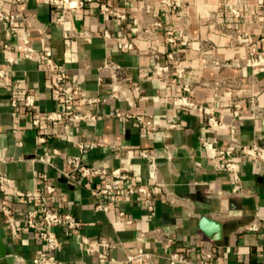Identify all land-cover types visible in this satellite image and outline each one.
<instances>
[{"label":"crops","instance_id":"0c3cea01","mask_svg":"<svg viewBox=\"0 0 264 264\" xmlns=\"http://www.w3.org/2000/svg\"><path fill=\"white\" fill-rule=\"evenodd\" d=\"M66 9L56 8L46 0H3L7 8L20 9L35 19L34 26H27L22 33L14 34L5 23L0 22V65L10 67L17 81L16 89L9 90L0 83V173L6 174L11 184L22 190H35L39 185L37 174L48 173L66 198V208L72 210L83 222V233L91 239L95 252L86 250L77 235L60 230L63 235L62 247L57 257L65 264H125L129 254L149 252L154 264H204L201 261V241H211L217 251L216 264H264V163L250 161L240 153L234 156L241 162V176L246 186L242 194L233 193L234 186L225 173L215 168L209 160L201 141L204 137L215 143L227 144L229 129L208 128L203 118L193 111L181 110L174 106L171 97L181 92L177 80L170 82L169 89L164 82L151 77L148 70L149 48H155L163 56L167 51L163 39V28L152 26V18L144 9L145 3L153 6V17L165 24H171L173 16L159 0H109V4L127 13L138 21L140 28H148L153 38L138 36L132 32L129 22L117 20L100 12L99 2L67 0ZM188 5L187 29L193 41L209 40L214 45V53L221 59L244 62L248 58V48L235 43L227 32H219L217 27L247 32L255 38L264 37V0H248L242 6V16L231 13L229 5L237 0H184ZM65 11L79 30L90 34L75 40L64 37L56 24L58 15ZM41 27L46 29L49 45L44 41ZM107 29L110 38L103 33ZM26 32L28 43L36 49H44L55 56L67 74L81 87L76 94L79 98L110 95L118 92L120 99L108 98L107 102L95 106V110L111 113L116 109H127L151 116L159 129L146 132L132 121L107 117L98 123L74 125L56 122L45 129L49 141L37 142L38 130L29 122V116L16 111L10 104L12 95L21 96L24 91H32L37 97L40 111L59 110L62 107L49 77L35 61L20 59L10 65L8 57H19L20 53H10L2 47L3 42L16 44L19 36ZM136 43L138 52L129 53L118 47V40L124 35ZM184 64L193 65L191 75L196 80L216 79L237 80L244 96L257 95L264 107V67L233 66L217 72L203 67V57L196 49L183 50ZM112 58L127 68V79L115 81L108 69L104 68L105 58ZM234 88L218 90V116L226 124L234 123L238 140L260 141L264 146V121L253 120L247 106L238 120L232 117L231 101L236 97ZM217 90L213 86H197L194 96L200 102L211 104ZM87 110L88 107H83ZM178 121L181 129H171L166 125ZM97 139L100 147L83 154L89 164L105 166L110 170L125 169L135 182H147L154 191L149 209V201L137 195L121 198L116 203L108 196L98 197L99 190L110 181L109 178L94 182L67 178L61 170H69L67 155L79 154L77 143ZM174 144L172 159L167 158L165 145ZM139 148L153 149L158 154V185L151 177L148 163L138 154ZM58 149L60 154L50 155L48 162L35 160L46 150ZM128 182V181H127ZM127 182L117 181L118 186ZM99 200L109 205L107 211L97 210ZM2 198L0 196V205ZM17 224L21 237L13 240L0 212V230L3 233L11 264L16 257H22L26 264H37V259L45 251L39 238L25 227V203L17 204ZM120 211L134 219L126 223ZM208 216L223 225V238L214 240L199 226L202 217ZM258 217L261 229L251 231L248 225ZM158 231L176 238L171 248L163 247L157 238ZM111 238L120 244L111 247L98 241L99 237ZM195 249L192 247L195 245ZM177 249L183 250L190 263H181L169 258ZM136 264H142L140 260Z\"/></svg>","mask_w":264,"mask_h":264},{"label":"built area","instance_id":"2783aa9c","mask_svg":"<svg viewBox=\"0 0 264 264\" xmlns=\"http://www.w3.org/2000/svg\"><path fill=\"white\" fill-rule=\"evenodd\" d=\"M23 2L24 0H19ZM99 2L100 12L117 20H124L132 25L130 30L138 36L153 38V32L148 28H140L138 21L132 19L127 13L119 8L109 4V0H89ZM167 7L173 16L171 24H165L161 20L154 18L153 6L150 3H145L143 9L145 13L152 18L151 25L163 28V39L167 44V51L163 56L155 48H149L147 56L149 59L148 70L151 77H156L162 80L169 89L172 79H176L181 92L171 97V102L174 106L181 110L193 111L203 118L204 126L208 128L224 127L229 129V140L227 144L215 143L210 138L204 137L201 141V146L204 149L209 160L215 163V168L227 175L229 181L233 184V193L242 194L246 186L244 185L241 176V162L234 159L238 153L244 158L258 163H264V146L258 140L252 142H244L238 140L237 128L234 123L226 124L218 116V90L221 88H234L237 90L236 97L231 101L230 108L232 117L236 121L242 117L245 108L248 106L251 111L253 120L264 121V107L260 104L257 95L251 94L244 96L241 91V84L237 80L216 79L212 82L206 80H196L192 77L191 71L193 65L184 64L183 50L186 48L196 49L202 54L203 67L211 68L217 72L225 68L233 66H263L264 67V37L255 38L247 32H240L228 29L224 25L218 26L219 32L229 33L235 43L248 48V58L244 62L228 61L216 56L214 45L205 40L193 41L188 29V5L184 0H159ZM48 4L56 8L66 9L68 7L67 0H46ZM248 0H237V2L229 5L231 13L235 16H242V6L246 5ZM80 6L84 4L83 0L78 2ZM0 22L8 25L9 29L14 33H22L27 26H34L35 19L20 9L7 8L3 0H0ZM56 24L61 28L63 35L68 40H75L81 37L88 36L90 33L85 30L77 29L71 17L62 11L57 19ZM41 33L44 41L49 45L50 40L46 29L41 27ZM104 37L110 38L111 32L104 30ZM118 47L122 51L129 53H137L136 43L129 38V35H124L118 40ZM2 47L13 53H20L19 57L9 56L8 63L16 64L20 59L32 60L37 62L49 77V82L53 86L58 100L62 107L59 110L40 111L37 108V97L32 91H24L21 96L12 95L10 99L11 106L18 112L29 116V122L38 130L37 142L44 145L49 141L45 129L48 125L56 122H69L74 125L83 123H98L107 117L124 119L132 121L141 126L146 132H154L159 129L154 119L146 114L136 113L127 109H116L111 113H103L95 110V106L108 101V98L120 99L118 92H113L110 95L89 96L84 94L77 98L76 94L81 91L80 85L69 77L65 68L59 60L44 49H36L28 43V35L26 32L19 36V41L16 44L3 42ZM104 68L108 69L112 78L117 81L127 79V68L115 61L112 58H105ZM0 83L9 90L16 89L17 81L12 74L10 67L0 65ZM213 86L216 90L215 100L211 104L200 102L194 96V89L197 86ZM88 107L84 110L83 107ZM166 127L171 129H181L182 125L176 120L170 122ZM103 145L97 139L90 142L79 141L77 143L79 154L67 155L66 162L69 170H61L62 174L70 179L78 181L94 182L97 179L103 180L109 178L110 181L104 184L99 190H95V195L98 197L108 196L110 203H116L121 198L131 195H137L149 201V209H153L151 200L153 198V188L147 182H134L132 176L125 169L120 171L110 170L105 166L89 164L83 160V154L90 150L96 149ZM176 148L174 144H166L165 150L167 158L172 159L173 151ZM58 155L60 151L53 149L46 150L44 155L35 157V160L48 162L50 155ZM138 154L148 163L150 175L152 179L161 185L159 180L158 154L153 149L139 148ZM117 181L127 182L126 185L118 186ZM38 189L22 190L15 188L10 181V178L3 173H0V196L2 198L0 212L5 217L6 225L10 231V236L13 240L21 237V230L17 224V204L25 203L27 208L24 212L25 227L33 232L45 246V251L37 259V264H65L57 257V251L62 247L63 235L60 230L67 233L77 235L81 244L87 246L88 252H95L91 246V239L83 233V222L75 215V213L66 208L67 202L64 194L60 191L52 177L46 172L37 174ZM97 210L107 211L109 205L99 200L96 205ZM122 219L126 223H132L133 218L128 216L124 211H120ZM261 220L256 217L248 225L251 231H259L261 229ZM157 238L162 243L163 247L171 248L176 243V238L158 231ZM98 241L102 244L117 246L119 242L107 238L99 237ZM195 245L192 247L196 246ZM200 247L201 261L204 264H216L217 251L211 241H201L198 244ZM169 258L176 262L190 263L191 260L187 254L177 249L169 254ZM140 260L142 264H154L153 254L149 252H138L129 254L125 264H136ZM16 264H26L24 258L16 257Z\"/></svg>","mask_w":264,"mask_h":264},{"label":"water","instance_id":"95a60500","mask_svg":"<svg viewBox=\"0 0 264 264\" xmlns=\"http://www.w3.org/2000/svg\"><path fill=\"white\" fill-rule=\"evenodd\" d=\"M199 226L205 234L214 240H221L223 238V225L220 222L208 216H204L199 221ZM8 256L6 242L0 230V264H11Z\"/></svg>","mask_w":264,"mask_h":264}]
</instances>
